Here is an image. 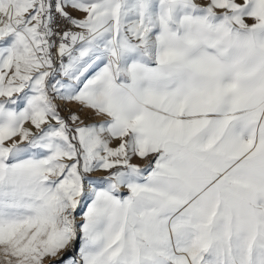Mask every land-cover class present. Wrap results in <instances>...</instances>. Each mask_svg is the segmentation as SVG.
I'll return each mask as SVG.
<instances>
[{
	"label": "snow or ice",
	"instance_id": "6c2138e0",
	"mask_svg": "<svg viewBox=\"0 0 264 264\" xmlns=\"http://www.w3.org/2000/svg\"><path fill=\"white\" fill-rule=\"evenodd\" d=\"M0 264H264V0H0Z\"/></svg>",
	"mask_w": 264,
	"mask_h": 264
},
{
	"label": "rangeland",
	"instance_id": "374dc122",
	"mask_svg": "<svg viewBox=\"0 0 264 264\" xmlns=\"http://www.w3.org/2000/svg\"><path fill=\"white\" fill-rule=\"evenodd\" d=\"M198 2L200 3H206L207 0H198ZM74 15L82 17L84 14L83 13H74ZM61 104V113L62 115H64L65 117H67L68 115V111L66 109L71 108L73 110L79 109V105L75 104V103H67L65 104V102L61 101L59 102ZM82 117L84 118L85 123H93V122H100L104 119H106V117H104L103 115H96L94 114V112L92 110H85L84 113H82ZM135 163H139V158H136L134 160ZM149 162V161H148ZM103 173H94V175H102Z\"/></svg>",
	"mask_w": 264,
	"mask_h": 264
},
{
	"label": "crops",
	"instance_id": "0c3cea01",
	"mask_svg": "<svg viewBox=\"0 0 264 264\" xmlns=\"http://www.w3.org/2000/svg\"><path fill=\"white\" fill-rule=\"evenodd\" d=\"M147 163H148V161L139 159V163L138 164H140L141 166H144Z\"/></svg>",
	"mask_w": 264,
	"mask_h": 264
}]
</instances>
